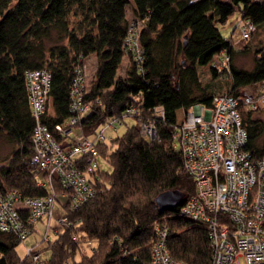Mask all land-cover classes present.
<instances>
[{
	"label": "trees",
	"instance_id": "obj_1",
	"mask_svg": "<svg viewBox=\"0 0 264 264\" xmlns=\"http://www.w3.org/2000/svg\"><path fill=\"white\" fill-rule=\"evenodd\" d=\"M235 15V20L249 21L255 28L237 51L232 49L233 33L224 38L219 29ZM134 20L143 22L140 64L122 48ZM250 52L252 66L239 67L237 56ZM223 53L229 61L217 70L214 59ZM89 56L96 58L85 95L89 106L72 128V77ZM202 66H208L204 81ZM38 69L51 75L41 124L58 143L69 145L78 130L93 139L109 121H118L96 145L98 160L110 170L98 169V179L89 180L96 188L91 199L71 210L67 191L54 182L56 204L67 226L46 244L49 255L40 256L38 264H151L156 227L167 230L166 245L174 260L211 264L205 226L180 215L194 186L164 125H175L178 111L182 117L196 104L210 108L216 96L264 85V0H0V137L15 147L0 164V191H18L28 198L51 193L38 186L44 176L29 164L35 121L25 73ZM133 106L137 117L126 114ZM156 106L164 110V121L158 123L160 141L148 142L135 125L116 135L127 119L153 120ZM254 113L239 111L247 135L245 150L259 158L264 153V121ZM57 127L72 134L62 136ZM168 190L181 192L184 199L161 211L154 199ZM78 240L93 241L92 254L82 253ZM19 245L0 232V264H32L21 262Z\"/></svg>",
	"mask_w": 264,
	"mask_h": 264
},
{
	"label": "built area",
	"instance_id": "obj_2",
	"mask_svg": "<svg viewBox=\"0 0 264 264\" xmlns=\"http://www.w3.org/2000/svg\"><path fill=\"white\" fill-rule=\"evenodd\" d=\"M239 22L236 23L238 39L232 44L235 51L248 41L255 29L249 21ZM142 26L140 20L130 22L122 47L124 53L131 54L138 64L143 62L139 43ZM228 61V55L223 53L212 67L221 70ZM87 72L86 60L74 69L69 91V125L72 128L83 118L89 106L85 100ZM25 82L35 121L29 164L44 176L45 180L38 181V186L48 187L51 193L46 197L28 198L18 191H0V232L23 244L42 222L40 239L25 246V255L21 259V262L27 260L38 264L41 256L38 247L53 241L60 228L67 226L63 214L55 220L56 226L51 225L56 205L54 182H59L67 191L66 199L71 210L91 199L96 188L89 180L98 179L96 173L99 169L96 145L106 139V129L115 130L118 121H109L93 139L86 138L78 130L69 145L58 143L41 124L50 88V73L45 69L27 71ZM261 108H264V85H256L234 95L216 96L210 108L196 104L184 112L175 125H164L194 186V193L181 207L180 215L205 226L211 264H264V153L256 158L245 150L247 135L239 114L240 109L255 112ZM126 114L137 117L136 108L130 107ZM152 116L151 121L135 120L139 135L148 142L161 140L158 123L164 121L162 106L154 107ZM57 130L62 136L72 134L68 128L57 127ZM44 219L46 222L43 223ZM166 231L155 228L151 264H184L171 257L166 245ZM78 245L84 254H92L94 250L91 240H78Z\"/></svg>",
	"mask_w": 264,
	"mask_h": 264
},
{
	"label": "rangeland",
	"instance_id": "obj_3",
	"mask_svg": "<svg viewBox=\"0 0 264 264\" xmlns=\"http://www.w3.org/2000/svg\"><path fill=\"white\" fill-rule=\"evenodd\" d=\"M223 1H229V0H223ZM261 1V0H260ZM128 17L130 19V10H127ZM237 15L231 17L228 22L224 26H219L220 32L222 35L225 37H229L230 33L232 32V38L234 41L238 39V28L236 27L237 20H235ZM242 21L240 20L239 24H241ZM263 37V36H261ZM252 52L250 54L246 55H238L236 58V64L239 67L243 68H250L252 66ZM216 60V58L214 59ZM218 60V59H217ZM87 65H88V72H87V82H88V90L91 87V82L93 79V76L96 71V58L95 56H89L86 60ZM126 62V58L123 59L121 69L118 71V74H122V68L124 67ZM199 73H200V80L204 81L208 77V66H202L199 68ZM256 118H261L264 121V108L259 109L258 111H255L254 115ZM181 119V111H178L176 113V120L179 122ZM126 126H121L118 128L116 135H122L124 131L126 130L127 127L129 126H134L135 121L133 119H127L126 120ZM15 149L14 145L8 141H6L3 137H0V164H4L8 156L10 155L11 151ZM98 166L100 170L103 171H109L110 168L108 167L107 164L104 162L98 160ZM63 211L60 208L59 205H55L54 210H53V219L51 220V225L56 226L55 220L62 215ZM46 222V219L43 220V223ZM61 229V228H60ZM43 232V224L42 222L38 223L37 226L35 227V234L29 236L23 244H20L19 247L16 249V253L18 254L19 257H23L25 255V246H28L30 244H33L37 242L40 239V236ZM46 246L45 243H42L38 248L41 253V257L47 258L49 253L48 251L44 250V247Z\"/></svg>",
	"mask_w": 264,
	"mask_h": 264
},
{
	"label": "water",
	"instance_id": "obj_4",
	"mask_svg": "<svg viewBox=\"0 0 264 264\" xmlns=\"http://www.w3.org/2000/svg\"><path fill=\"white\" fill-rule=\"evenodd\" d=\"M183 199L184 195L181 192L177 190H168L158 194L154 199V203L159 210L164 211L180 203Z\"/></svg>",
	"mask_w": 264,
	"mask_h": 264
}]
</instances>
